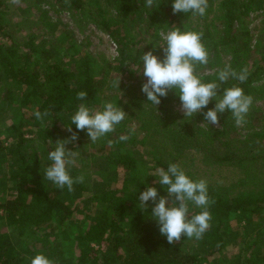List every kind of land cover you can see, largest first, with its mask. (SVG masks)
<instances>
[{
	"label": "trees",
	"instance_id": "obj_1",
	"mask_svg": "<svg viewBox=\"0 0 264 264\" xmlns=\"http://www.w3.org/2000/svg\"><path fill=\"white\" fill-rule=\"evenodd\" d=\"M59 1L79 9L85 17L106 30L117 46L119 58L116 64L105 61L99 66L89 54L76 48L72 61L68 62L54 50L38 47L33 42L34 36L8 37V21L4 22L6 12L0 6V100H18L21 107L27 106L33 112H49L45 117L47 124L35 131L41 145L45 141L54 143L58 137L69 139L72 133L67 127L71 125V116L78 106L82 103L90 108L101 105V93L111 71L121 70L127 62L136 63L140 59L138 44L145 40L141 25L145 31L153 30V48L161 60L164 50L158 43L160 28L178 27L181 31L202 32V42L209 52L207 67L222 65L223 53H229L228 65L237 71L248 69L245 82L230 79L221 85L218 95H222L224 88L239 86L246 95L264 96V87L252 85L264 66V42L258 51L252 52L248 29L235 27L248 17L249 6L243 0H220L216 8L213 0H208L204 16L183 12L174 14L173 0H155L151 8L145 6V0ZM257 3L262 6L264 0H257ZM191 17L196 18L195 24H191ZM251 57L258 58V61L254 60V67L249 70ZM218 72L212 80L205 78L203 81L216 80ZM82 90L88 93L84 101L76 98ZM160 99L161 103L155 106L142 92L135 100L136 114L146 118L149 111L180 101L175 89ZM214 103L213 99L202 110V115L213 108ZM219 116V129L187 125L184 119L157 124L155 135L160 138L150 139L153 161L156 166L167 169L170 163H181L185 149L196 148L204 153L211 165L232 166L240 170L243 175L237 181V189L217 182L207 183L209 198L215 201L209 206L211 227L203 239L196 242L206 251V256H211L223 249L232 229V219L248 222L259 211L263 225L246 241L249 254L240 264H264V117L251 110L246 123L258 127L257 130L245 139H235L230 135L234 130L231 112L225 110ZM154 117L160 119L158 115ZM121 124L100 139L106 153L88 154L95 166V178L108 180L111 184L89 187L90 172L88 174L85 168L70 169L73 177L81 174L85 177V182L75 184L72 192L67 188L58 189L45 176L38 174L40 145L30 144L31 139H26L23 131L17 134L11 145H4L0 140V168L4 163L10 164L8 176L14 186V195L0 196V264H31V258L40 253L54 264H200L206 261L207 257L196 256L180 244H169L166 236L156 232V220L150 213L151 201L148 210L138 207V197L148 187H156L159 195H167V192L162 185L151 183L149 177L142 174L143 161L128 146V143L132 145V137L127 141L119 140L125 133ZM227 125L233 129H227ZM71 128L78 135L75 142L84 145L86 130H77L74 124ZM109 140L113 141L111 145ZM81 153L80 156H84V148ZM85 160L86 157L81 159V163ZM180 167L189 177L199 180L182 165ZM80 190L92 191L82 201L85 206L90 204L94 213L85 209L83 216L77 218L75 213L79 205L70 206L68 200L72 193ZM200 210L194 208L191 215Z\"/></svg>",
	"mask_w": 264,
	"mask_h": 264
},
{
	"label": "rangeland",
	"instance_id": "obj_2",
	"mask_svg": "<svg viewBox=\"0 0 264 264\" xmlns=\"http://www.w3.org/2000/svg\"><path fill=\"white\" fill-rule=\"evenodd\" d=\"M219 1L220 0H213L214 8L218 7ZM243 1L249 6L248 17L245 19L244 23L236 24L235 27H238L237 29L244 27L248 29L251 35L250 46L252 52L258 51L264 42V37L263 39L261 38V36H264V33L262 34L264 27V5L260 6L257 0ZM68 5L69 3L59 0H21L19 5L11 4L10 0L0 1V6L4 7L7 16L4 22L8 21V27L6 29L8 37L19 38L30 35L34 36L33 42L38 45V47L43 49L48 47L68 62L72 61L73 50L77 48L80 52L89 54L99 66L105 61L116 64L119 58L117 46L109 33L98 24L93 23L90 18L80 13L79 9L69 7ZM211 16L212 15H210L209 18ZM195 19V17H191V24H195ZM172 29L173 28L164 26L158 30L159 45L163 43L161 34H166ZM141 31L145 40L138 44L141 48V53H139L140 59H138L136 63L127 62L121 70L111 71L110 78H108L101 93L102 103L93 109L102 110L104 103L112 102L125 111L127 115L121 124V127H123L125 131L124 135H128L129 130L135 128V132L131 135L133 139L132 145L128 143V146L136 156L142 159L144 166L142 174L145 177H149L151 183L157 184L159 177L155 175V170L160 167L156 166L153 161V148H151L153 144L150 140L154 138L158 140L160 138L158 134L155 135V131L158 130L157 124L165 125L167 121L184 119L187 125H195L204 129H219L221 127V117L218 114L219 126L208 124L202 112L192 117H186L182 111L180 101L168 103L164 108L159 106L156 108V111H149L146 118H141L136 114L138 106L135 100L136 97L142 95L141 88L143 83L147 80L143 75V61L141 57L143 53L148 51H152L158 58V55H160L154 51L153 48L152 41L155 38L153 37V30L145 31L143 25H141ZM257 59L256 57H251L248 60L249 70L253 69V62L254 60L258 61ZM229 61L230 54L223 53L222 65L214 68L207 66L198 67L196 68V73L202 80L205 78H210L212 80L215 73L223 69L225 65H228ZM257 75L259 78L257 81L252 82V85L263 88L264 66L259 70ZM118 80L119 88L113 86ZM252 98L253 103L248 114L253 110L254 114L261 113L264 117V96L257 95L255 97L252 96ZM20 113L23 114L22 117ZM151 113H153L154 116L158 115L160 119L155 118ZM232 119L234 130L230 135L235 136V139H245L251 136L253 131L258 128L249 126L248 123L237 126L234 118ZM142 120L151 121L154 124H145ZM46 124L47 121L45 119L43 121L36 119L33 110L29 109L27 106L21 107L18 100H0V140L4 145H11L17 134L23 131V136L26 139H31L29 141L30 144L35 146L38 143L41 149L39 150L37 172L43 176H45V168L51 163V161L47 159L48 152L54 150L55 143L58 140H66V137H58L54 143L53 141L50 143L45 141L41 145L40 139L38 137L36 138L35 131ZM227 129L232 130L233 128L227 125ZM262 132L264 133V126L262 127ZM83 142L84 145H78L75 141L65 145L67 149L78 153L77 164L70 169L85 168L88 174L91 173V183H89V187L109 186L111 184L110 181L95 178L97 177V174L94 173L95 166H93L92 158L88 156L90 153H96L97 155L106 153V148L101 147L102 143L100 139L98 142L92 143L88 135L85 136ZM29 143L27 144L29 145ZM166 147L170 149V147ZM83 148L85 149V154L81 157L80 155L82 154ZM182 153L183 155L180 158L181 163H179L180 166L182 165L185 170L190 171L197 179H204L207 183L217 182L227 185L230 189H237L239 187L237 181L243 173L237 168H233L232 166L218 167L216 166L217 164L211 165L204 157V153L198 151L196 148H187ZM85 157L86 160L84 163H81V159ZM9 166V163H4L0 168V196L10 197L14 195L13 182L8 176ZM260 183L262 184V180H260ZM91 192L92 191L87 192L85 190H80L71 194L68 204H70V206L79 205L75 213L77 218L83 216L85 209L89 211L92 210V213H94V208L91 207L90 204H86L85 206L82 201L89 196ZM169 206H171V199L169 200ZM194 208L195 207L190 203V215ZM257 212L259 211H256L252 215L253 219L248 222L246 220H241L239 222L238 218L232 219V229L223 249L211 256H206V251L197 244L195 239H188L182 236L181 240L176 243L182 245V247L194 253L196 256L207 257L206 261L200 264H240L245 261L249 254L246 241L252 234L257 233L263 225L261 214ZM262 214L264 213L262 212ZM154 225L156 232L161 234L157 221Z\"/></svg>",
	"mask_w": 264,
	"mask_h": 264
},
{
	"label": "clouds",
	"instance_id": "obj_3",
	"mask_svg": "<svg viewBox=\"0 0 264 264\" xmlns=\"http://www.w3.org/2000/svg\"><path fill=\"white\" fill-rule=\"evenodd\" d=\"M13 5H19L21 0H10ZM155 0H145V6L151 8ZM209 6L208 0H173V13H192L193 16H204ZM162 35L164 50L163 60L159 59L152 51L143 53V75L147 78L143 83L141 91L146 94L147 101L157 106L161 103V97H166L169 90L175 89L181 108L186 117H192L201 113L214 99L213 108L204 112V119L208 124L219 126V116L225 110L231 112L237 126L246 123V116L252 106L253 98L246 95L239 86L223 89L222 95L218 90L222 84L230 79L243 83L247 80L248 69L240 71L225 65L217 73V79L204 82L196 73L198 65L209 63V52L202 42V32L181 31L175 27ZM119 88V80L114 83ZM88 93L79 91L76 95L78 100H86ZM49 115L46 110L34 112L37 120L43 121ZM125 111L112 102H106L102 110L90 108L87 104H80L76 112L71 116V125L77 130H86L92 143L104 138L107 134L116 130L126 117ZM71 125L67 131L72 133L66 140H58L54 150L48 152L47 159L51 163L45 168V179L60 190L67 188L69 192L74 191L75 184H83V174L73 177L70 168L76 166L78 153L65 147L66 144L78 139L76 132L72 131ZM135 132V128L129 130L128 135H121L120 141H127ZM111 145L113 141L109 140ZM155 175L159 177L157 183L162 185L167 196H159L156 187H148L141 192L138 207L145 211L149 209L148 202H152L150 210L151 217L159 225L161 235L166 236L169 244L179 242L183 237L201 240L204 233L211 227V213L209 206L215 201L209 198L207 181L204 179L194 180L189 177L177 163H170L167 169L156 168ZM171 199V206L169 200ZM201 209L190 215L189 204ZM31 264H54L43 253L31 258Z\"/></svg>",
	"mask_w": 264,
	"mask_h": 264
}]
</instances>
